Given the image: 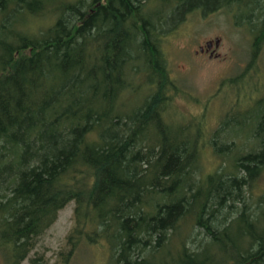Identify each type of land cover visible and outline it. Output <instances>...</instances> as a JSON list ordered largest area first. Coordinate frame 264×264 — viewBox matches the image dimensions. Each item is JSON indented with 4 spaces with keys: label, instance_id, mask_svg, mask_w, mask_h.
Masks as SVG:
<instances>
[{
    "label": "trees",
    "instance_id": "16d2710c",
    "mask_svg": "<svg viewBox=\"0 0 264 264\" xmlns=\"http://www.w3.org/2000/svg\"><path fill=\"white\" fill-rule=\"evenodd\" d=\"M221 9L250 25L251 60L223 83L241 87L264 0H0L4 264H49L28 256L70 202L61 264L84 247L104 248L105 264H264V95L209 130L204 113L176 110L160 49L189 14ZM242 118L251 131L234 136ZM207 155L218 165L204 171Z\"/></svg>",
    "mask_w": 264,
    "mask_h": 264
},
{
    "label": "rangeland",
    "instance_id": "374dc122",
    "mask_svg": "<svg viewBox=\"0 0 264 264\" xmlns=\"http://www.w3.org/2000/svg\"><path fill=\"white\" fill-rule=\"evenodd\" d=\"M152 3L155 7L160 6L155 1ZM232 11L236 14L227 9L209 14H203L201 10L195 11L174 30L160 36L165 70L169 71L172 81L182 89L174 100L176 110L188 117L204 113L209 130L222 127L223 119L236 112L232 109L241 110L249 106L256 109V97L248 102V96L253 93L264 95V42L257 63L252 69L249 68L248 75L252 77L245 80L241 87L239 84H223L224 81L243 73L251 60L253 37L249 31L250 25L241 16L246 11ZM252 20L259 22L256 17ZM163 30L165 31V27ZM217 39L220 40L218 47L215 44ZM209 42L213 43V47L207 50ZM201 48L207 52L202 53ZM212 50L214 56L211 57ZM126 99L128 108L137 109L141 95H128ZM237 120L243 125L237 126L232 133L234 136L241 134L245 137L250 133L252 126H247V120L243 118ZM202 163L204 171L218 165L209 155L205 156ZM258 187L259 190L264 189V171ZM73 210L74 202H70L58 212L55 222L39 238L28 258L41 256L49 264H61L60 253H66L68 250L66 237L73 227ZM196 231L199 235L204 230ZM202 236L199 235L198 239ZM107 255L102 247H84L74 253L66 264H105ZM26 263L27 260L24 264ZM0 264L4 263L0 260Z\"/></svg>",
    "mask_w": 264,
    "mask_h": 264
},
{
    "label": "water",
    "instance_id": "95a60500",
    "mask_svg": "<svg viewBox=\"0 0 264 264\" xmlns=\"http://www.w3.org/2000/svg\"><path fill=\"white\" fill-rule=\"evenodd\" d=\"M215 44H216V47H218L219 44H220V40L217 39L216 42H215ZM212 47H213V43L212 42H209L208 45H207V50H210ZM200 51L203 53L205 51V49L204 48H201Z\"/></svg>",
    "mask_w": 264,
    "mask_h": 264
},
{
    "label": "flooded vegetation",
    "instance_id": "af4514ba",
    "mask_svg": "<svg viewBox=\"0 0 264 264\" xmlns=\"http://www.w3.org/2000/svg\"><path fill=\"white\" fill-rule=\"evenodd\" d=\"M205 52H207V50H205ZM212 55L214 56V54H213V50H212V52H211V57H212Z\"/></svg>",
    "mask_w": 264,
    "mask_h": 264
}]
</instances>
